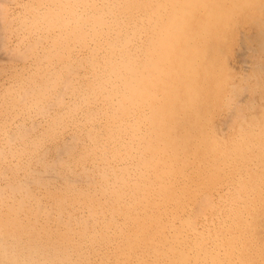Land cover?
I'll list each match as a JSON object with an SVG mask.
<instances>
[{"label": "bare ground", "instance_id": "1", "mask_svg": "<svg viewBox=\"0 0 264 264\" xmlns=\"http://www.w3.org/2000/svg\"><path fill=\"white\" fill-rule=\"evenodd\" d=\"M18 3L0 264H264V59L228 56L244 0Z\"/></svg>", "mask_w": 264, "mask_h": 264}, {"label": "rangeland", "instance_id": "2", "mask_svg": "<svg viewBox=\"0 0 264 264\" xmlns=\"http://www.w3.org/2000/svg\"><path fill=\"white\" fill-rule=\"evenodd\" d=\"M22 1V0H21ZM241 1V0H240ZM20 0H0V7L1 4L2 5H7L6 9L1 7L0 8V105L4 104V102L11 97L14 94V91H12L9 88H12L14 82H16L17 80L15 79H19L18 81H22V77L24 78L26 76V70L24 71L23 69L27 68V65L31 62L29 58H25L24 56L26 54H28V52H26V49H24V42L28 43V41H30V37L29 36H25L23 37L18 31V28L20 29V25H18L19 23H23L24 19L23 18L25 16V14L19 9V3ZM262 3V4H261ZM262 5V6H261ZM18 8H17V7ZM239 6H241V8L243 7L245 9V14H243L241 17H239L238 19H236L235 23L237 25V29L236 31H238V35H235L233 38V45L231 47V54L228 56L232 57L230 59V64L231 66H236L238 67L240 64V60L239 56H242L243 58H247L248 54L249 57L251 58H255L256 62L261 63V59H264V46L261 47L262 45H264V40H260L258 38V34L261 33L260 32V28L262 27L264 30V0H244V3L240 4ZM18 11V12H17ZM17 13V14H16ZM3 14L5 16H3ZM11 14V15H10ZM14 16H13V15ZM7 16V17H6ZM18 18V19H15ZM237 18V17H236ZM21 19V20H20ZM2 20V21H1ZM8 23H7V21ZM13 20V22L11 21ZM19 21V22H18ZM6 24V25H5ZM8 24V25H7ZM17 26H16V25ZM243 24V25H242ZM4 25V27H3ZM5 26L7 28H5ZM11 26V27H10ZM20 26V27H19ZM17 27V28H16ZM14 28V29H13ZM10 29V30H9ZM221 29L224 31V27ZM244 30V31H243ZM10 31V32H9ZM243 33H242V32ZM246 31V32H245ZM246 33V35H245ZM241 34V35H239ZM11 35V36H10ZM243 35V36H242ZM258 35V36H257ZM251 36V37H250ZM236 37V38H235ZM245 37V38H244ZM19 38V39H18ZM252 38V39H249ZM257 38V39H256ZM8 39V40H7ZM5 40V41H4ZM250 40V41H249ZM24 41V42H23ZM260 41V44H259ZM262 41V42H261ZM236 42V43H235ZM251 42V43H249ZM20 43V44H19ZM249 44V45H247ZM4 45V46H3ZM251 45V46H250ZM256 46V47H255ZM16 47L18 49H16ZM236 47V48H235ZM241 48V52H238V50L240 51ZM23 48V49H22ZM239 48V49H238ZM244 48V50H243ZM245 48H249V49H245ZM21 49V50H20ZM256 49V50H255ZM234 50V51H233ZM253 50V51H252ZM34 51V49L32 50ZM237 51V52H236ZM248 51V52H247ZM235 52V53H234ZM26 53V54H25ZM32 53V52H31ZM236 53H239L238 55ZM251 53V54H250ZM255 53L257 54V56L254 54L252 56V54ZM21 54V55H20ZM242 54V55H241ZM251 55V56H250ZM260 57H259V56ZM15 56V57H14ZM233 56H235L233 58ZM13 57V58H12ZM238 57V58H237ZM248 57V58H249ZM260 59V60H258ZM23 59V60H22ZM25 59V60H24ZM234 59V60H233ZM3 60V61H2ZM238 62H236V61ZM23 62V63H22ZM26 62V63H25ZM28 62V63H27ZM9 64V65H8ZM19 66V67H18ZM232 66V67H233ZM25 67V68H24ZM239 68V67H238ZM18 71V72H17ZM23 71V72H21ZM21 72V73H19ZM13 74V75H12ZM16 74V76H14ZM20 74V75H19ZM22 74V75H21ZM24 74V75H23ZM19 75V76H18ZM9 77L11 79H9ZM8 81V82H7ZM17 81V82H18ZM7 84V85H5ZM3 86H2V85ZM12 85V86H11ZM5 86V87H4ZM7 86V88H6ZM4 87V88H3ZM2 89V90H1ZM2 91V92H1ZM11 91V92H10ZM0 114L3 116L4 113L0 111ZM7 116L10 113H5ZM40 128H42V126H39L38 129L40 130ZM51 144L49 146V144ZM48 143H45L48 152L46 153L47 160H51L55 157V143L48 141ZM55 144V145H54ZM49 146V148H48ZM52 146V147H51ZM54 147V148H53ZM51 150V151H50ZM54 155V156H53ZM50 156V157H49ZM54 184V182H52ZM40 184V183H39ZM55 184H57L55 182ZM34 185V186H33ZM32 187H30L31 189H36L37 184H32Z\"/></svg>", "mask_w": 264, "mask_h": 264}]
</instances>
